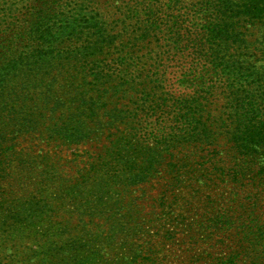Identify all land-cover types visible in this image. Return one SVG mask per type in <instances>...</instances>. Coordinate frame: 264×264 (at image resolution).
<instances>
[{"label":"trees","instance_id":"obj_1","mask_svg":"<svg viewBox=\"0 0 264 264\" xmlns=\"http://www.w3.org/2000/svg\"><path fill=\"white\" fill-rule=\"evenodd\" d=\"M0 205L51 262L148 260L154 223L264 255V0H0Z\"/></svg>","mask_w":264,"mask_h":264},{"label":"rangeland","instance_id":"obj_2","mask_svg":"<svg viewBox=\"0 0 264 264\" xmlns=\"http://www.w3.org/2000/svg\"><path fill=\"white\" fill-rule=\"evenodd\" d=\"M255 31V27H252L251 32ZM259 29L258 36L261 35ZM252 39V38H251ZM72 150V149H71ZM70 151V150H68ZM72 153V152H68ZM147 190L140 189L136 186L133 187L132 192L125 191L124 194L127 197H136V200L144 195L146 201L141 200V205H136L133 209L128 210L127 207L122 209H116L112 211V214L118 213L123 216L118 218L121 224L131 227L130 222H135L133 217L128 216L130 213L141 210L142 213H148V209L152 208L151 203L158 197L161 186L159 184L146 185ZM139 203V201H138ZM23 207V213H22ZM11 207L15 211H20L19 218L22 220L13 222V228L8 226L10 222L5 220L2 206L0 205V264H212L215 259L224 256L228 251L225 246L216 247L213 245V241L210 238L205 240L203 236L206 234L201 232L195 239H190L183 232L180 234L179 230L184 229V226H178L172 229L170 224L167 223L165 230H162L159 224L154 223L150 226V230H155L154 237L150 240L152 248L158 247L159 251L150 255V259L145 260L143 257H137L134 261L133 257L118 255L117 258H121L116 261L114 251L106 250L100 255H96L97 251H84L79 250L76 253H66L62 256L61 252L54 256V262L50 261V257L39 255V251H34V237L33 230L36 228L43 229V225L34 224L33 218L30 217L31 212L28 207L24 206ZM151 214L153 211H149ZM173 225H175L173 223ZM120 225L117 226L119 229ZM158 227V228H157ZM172 229V230H170ZM123 234L124 238L129 234L125 231H119ZM168 235V236H167ZM139 238H143L140 234ZM138 241L142 242L143 239ZM162 241L163 247L160 249V242ZM220 241L233 249L237 245V240L232 236H223ZM40 243V241H37ZM185 248L186 252L182 253V249ZM221 250V251H219ZM119 253V252H118ZM257 254L253 255L249 253L248 256L242 257L240 264H264V255L257 257ZM262 256V257H261Z\"/></svg>","mask_w":264,"mask_h":264}]
</instances>
